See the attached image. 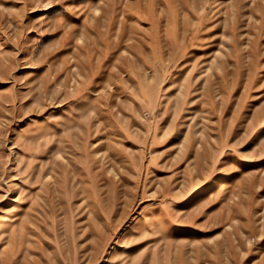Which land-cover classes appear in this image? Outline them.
Returning a JSON list of instances; mask_svg holds the SVG:
<instances>
[{"label": "rangeland", "instance_id": "1", "mask_svg": "<svg viewBox=\"0 0 264 264\" xmlns=\"http://www.w3.org/2000/svg\"><path fill=\"white\" fill-rule=\"evenodd\" d=\"M0 264H264V0H0Z\"/></svg>", "mask_w": 264, "mask_h": 264}]
</instances>
